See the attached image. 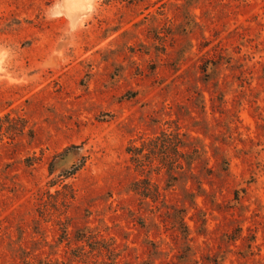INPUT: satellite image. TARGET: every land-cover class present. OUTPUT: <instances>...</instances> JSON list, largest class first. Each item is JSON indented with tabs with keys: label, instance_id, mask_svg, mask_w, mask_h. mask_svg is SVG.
Masks as SVG:
<instances>
[{
	"label": "rangeland",
	"instance_id": "374dc122",
	"mask_svg": "<svg viewBox=\"0 0 264 264\" xmlns=\"http://www.w3.org/2000/svg\"><path fill=\"white\" fill-rule=\"evenodd\" d=\"M0 264H264V0H0Z\"/></svg>",
	"mask_w": 264,
	"mask_h": 264
},
{
	"label": "trees",
	"instance_id": "16d2710c",
	"mask_svg": "<svg viewBox=\"0 0 264 264\" xmlns=\"http://www.w3.org/2000/svg\"><path fill=\"white\" fill-rule=\"evenodd\" d=\"M203 74L207 73L205 67L202 68ZM146 147L139 149L131 147L128 152L132 155V161L138 170L144 171L147 166H150V170L153 171L155 162L159 163L156 170H165L170 181H175L176 177L174 175H180L179 171L187 173L192 171L194 163L199 158V151L196 148L189 149L185 143L181 142L180 134L178 131L167 133L163 132L160 136H157L154 140L150 142ZM183 148L185 151L180 152ZM145 150L148 151L147 154ZM180 160H184L185 165L182 164ZM152 192V191H151ZM194 196V195H190ZM159 197V193L154 191L151 193V198L156 200ZM183 221V217H180ZM185 234L187 233L185 229Z\"/></svg>",
	"mask_w": 264,
	"mask_h": 264
}]
</instances>
